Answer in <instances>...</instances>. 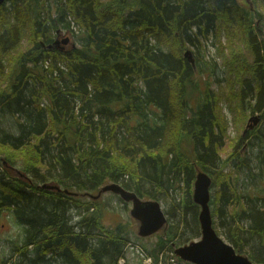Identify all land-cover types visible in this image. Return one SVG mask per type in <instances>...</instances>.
Segmentation results:
<instances>
[{
    "label": "trees",
    "instance_id": "obj_1",
    "mask_svg": "<svg viewBox=\"0 0 264 264\" xmlns=\"http://www.w3.org/2000/svg\"><path fill=\"white\" fill-rule=\"evenodd\" d=\"M46 1L0 4V75L8 65L11 71L8 83L0 85V124L8 115L17 127L13 134L0 125V208L11 209L25 226L16 252L24 264H55L58 258L61 264H117L123 257V234L95 239L82 226L80 234H74L75 223H68L73 213L63 203V197H74L63 189L78 193L111 180L140 198L155 200V186L167 178L164 187L167 191L174 183L170 190L176 198V178L181 175L185 209L192 205H187V192L198 170L213 175L211 214L230 218L227 239L244 254L238 221L245 223L246 232L259 240L249 258L264 263V138L250 142L244 156L234 148L229 171L224 170L229 159L219 165L207 159L220 156L226 120L219 102L228 101L230 110L245 109L244 99L251 96L258 106L251 112L260 110L264 120V37L255 33L261 26L249 25L254 20L250 4L264 7V0H217L218 5L208 6L214 11L196 0L174 6L172 0H64L54 13ZM221 21L228 29L215 51L225 47L228 52L222 58L224 78L214 92L202 86L205 81L198 72L217 63L208 59L198 68L195 57L192 65L181 53V43L211 29L220 35ZM62 29L79 44L62 51L49 47ZM240 139L238 135L236 142ZM182 141L189 143L192 156H185ZM251 161L256 170H245ZM16 165L19 175L10 171ZM239 171L246 176L241 182ZM44 183L61 190L42 188ZM39 195L54 200L48 208H39ZM197 224L195 216L193 230ZM164 234L157 245L171 249L176 233ZM152 255L156 261L157 254Z\"/></svg>",
    "mask_w": 264,
    "mask_h": 264
},
{
    "label": "rangeland",
    "instance_id": "obj_2",
    "mask_svg": "<svg viewBox=\"0 0 264 264\" xmlns=\"http://www.w3.org/2000/svg\"><path fill=\"white\" fill-rule=\"evenodd\" d=\"M56 1V3H55ZM58 1V4H57ZM64 0H52L53 4L50 0H47L46 3L48 5V11L50 9V12H55V5L59 7V5L62 4ZM102 2H105V0H100ZM171 2L174 5L180 4V1L182 0H172ZM185 1V0H184ZM197 3L203 5L207 9L215 10L211 6H216L219 4V1L217 0H196ZM260 2V0H258ZM9 3H6L8 5ZM54 5V7H53ZM137 9V8H135ZM249 10L252 13V16L254 17L253 22L249 21V25L255 27L256 25L261 26L262 31H256L255 33L257 37H264V7L260 5V3L256 4H250ZM130 13V11L126 12L127 14ZM193 13V11H192ZM203 16V15H202ZM204 20L205 17L203 16ZM70 21V26L73 27L75 23L71 20V18H67ZM204 24V22H203ZM61 28V27H60ZM75 28V32L78 33V30ZM217 29L221 30L220 35L216 34L214 31L209 30L206 35H199L198 37H194L193 42L184 40L181 44L183 45L181 53L184 52L186 49H190L193 53L194 58H198V65L196 61V66L200 68L203 65V61H206L208 59H214V61L217 63L216 66L212 69L210 66L205 69L203 72H198V77H203L205 83H203L202 86L208 87L211 91H219V78H224V67H222V58L227 54L228 49L224 47V51L217 53L215 51V43H218L219 40L223 39V34H225V30H227V26L225 25L224 21L219 22L217 25ZM233 33L236 34H242V30L238 29H230ZM211 31V32H210ZM60 38L61 41L64 37H69L71 40L66 46L68 47L72 42L77 46L79 44L78 40L76 38L70 37L71 34H69L65 29H62L60 31ZM54 39V38H53ZM59 41V42H60ZM23 43V41H22ZM174 41L171 39L170 45H173ZM26 46L27 44H24ZM243 53L245 54V57L248 61H251V56L246 48L243 47ZM17 55L14 54V57ZM46 66V65H45ZM32 67V66H31ZM9 74L8 77H3V73ZM18 74V70L14 73L13 77H16ZM11 71L9 68V65L2 70V73L0 75V85L5 86L8 81L10 80ZM226 91V95L230 97L229 89L226 87V85L223 86ZM238 90V87L235 86V91ZM264 103L261 104V108H263ZM244 107L245 109H242L240 107L234 108L233 110H230L229 103L226 100L219 102V109L220 114L226 120L224 123V131L222 134V141L221 144L218 147L219 150V159L215 158H207L212 159L211 162L219 163L223 160L229 159L230 162L228 165L224 167L225 171H229L232 169V158L235 155V152L233 149H237V151H241L242 155L244 156L247 146L250 142L254 144H258V140H261L260 138L263 137V131H264V120L260 118L261 111L258 110L257 112H251L253 108H257L256 100L253 97H247L244 99ZM243 113H245V118ZM258 115L259 116V122L257 125H255L252 129H248L244 133V129L246 127L248 118L252 115ZM5 128H7L9 132L16 134L17 133V127L14 122V118H10L8 115L1 120V124ZM258 127V132L254 133V130ZM241 136L242 139L236 142L237 136ZM236 142V143H235ZM235 143V144H234ZM180 147L185 153V156H192L194 154L190 148V145L187 141H182L180 143ZM200 150H202V146L200 147ZM254 153L256 151H253ZM5 168L8 169V166H6L5 161H2ZM20 167L19 165L15 166V170L11 171L14 175H19L16 170ZM251 168L253 171L256 170L255 167V161H251L246 166H244L245 170H249ZM207 169V168H206ZM4 171V167L0 164V172ZM209 174L211 179L213 178L207 170H204ZM240 172V171H239ZM16 173V174H15ZM239 182H241L244 177H246L242 172H240ZM179 178H176L178 181L176 187L177 194L176 198L172 197V191L170 190L172 184L169 189L166 191L165 185L169 183L167 178H162L163 184L157 183L156 188V200L159 201L161 208L163 209L166 217H167V224L166 226L159 230L158 232L147 236V237H140L138 236V221L135 220L129 213L131 203L123 201L118 195L113 194L111 192L102 193L98 198H93L92 195H95L97 193V189H99L98 186L96 189L93 190H85V191H79L78 193L75 191L73 192L74 198H66L63 197V203L67 204V210L68 212L71 210L73 213V216H71V219L68 221L69 224L75 223V233L74 234H80L79 227H84L83 229L88 231L90 236L92 238H99L101 235H109L111 237H115L119 234H123L126 241L123 246V257L119 258L117 261V264H193L189 262L182 261L179 259L176 255L173 253V249L177 246L184 245L189 243L192 240H198L200 238V229L199 224H197V229H194L193 226V217L196 216L199 211V207L192 201V189H193V179L190 180V187L188 188V196L189 202L184 209V205L180 202V194L182 193V190H180V187H184L185 183L182 179L181 175L178 176ZM111 180L106 181L105 183L110 182ZM103 183V185L105 184ZM212 183V182H211ZM241 183H238V186H240ZM102 185V184H101ZM148 187V186H147ZM152 188L153 186H150ZM75 190V188L73 189ZM190 191V192H189ZM215 188L210 185V198L212 199V194L214 193ZM37 194V193H35ZM69 194V193H68ZM38 195V194H37ZM147 196V195H146ZM55 198V197H54ZM215 198V196H213ZM53 199V198H50ZM50 199H48L44 195H39L37 201L40 203L37 205L39 207L43 206L48 208V204L50 202ZM143 199H147L143 197ZM54 200V199H53ZM57 200V198H55ZM214 200V199H213ZM94 203L97 205V207L94 206ZM215 207V200L214 205L210 207L211 210ZM40 208V207H39ZM95 210H97V213L95 215ZM69 214V213H68ZM222 217V218H221ZM221 217H218L216 215L212 216L214 220V226L216 231L218 232V235H220L223 240L230 243V241L226 237V233L229 231V226L231 225V220L227 215L222 214ZM69 219V217H68ZM170 220V221H169ZM238 221V220H237ZM244 222V220H243ZM233 224V223H232ZM238 224L242 226L241 234L245 238L243 240L242 245H244V255L247 257L251 256L252 252H255L256 247L258 246V235L255 233H247L244 228H246V224L238 221ZM245 226V227H243ZM86 227V228H85ZM81 228V227H80ZM25 226L21 225L15 215L13 214L11 209H6L5 207L0 208V264H24V262L21 260L20 256L16 253L17 248L21 246L23 241V236L25 235ZM165 232L169 234H175L173 235V241L174 244L172 248L170 249L168 246H164L160 248L157 244L159 241V237H166ZM100 238H103L100 236ZM93 242V240L91 239ZM29 249H32V247H29ZM260 250L264 251V247H261ZM157 254V259L155 261L154 256L152 253ZM31 254V252H30ZM47 257V256H45ZM260 257H262L260 255ZM55 264H61V258L56 259V261H52Z\"/></svg>",
    "mask_w": 264,
    "mask_h": 264
},
{
    "label": "water",
    "instance_id": "obj_3",
    "mask_svg": "<svg viewBox=\"0 0 264 264\" xmlns=\"http://www.w3.org/2000/svg\"><path fill=\"white\" fill-rule=\"evenodd\" d=\"M6 0H0L2 4ZM248 2V0H245ZM69 37H64L60 42L67 43ZM59 40H54L56 45ZM184 57L195 65V59L190 49L183 52ZM258 115H252L248 118L244 133L248 129H252L259 122ZM212 179L204 170H198L195 173L192 189V201L199 206L197 219L200 229V238L190 241L187 244L180 245L174 248V254L184 261H189L194 264H253L248 257L238 253L234 247L224 241L215 231L211 216L209 200H210V185ZM42 188H50L61 190L59 186L42 184ZM65 193L71 194L67 189H63ZM112 192L118 195L123 201L130 202V215L138 221V235L147 237L167 224V217L161 208L158 200L141 199L136 192L124 188L118 182H108L99 187V190L93 198H98L102 193Z\"/></svg>",
    "mask_w": 264,
    "mask_h": 264
},
{
    "label": "flooded vegetation",
    "instance_id": "obj_4",
    "mask_svg": "<svg viewBox=\"0 0 264 264\" xmlns=\"http://www.w3.org/2000/svg\"><path fill=\"white\" fill-rule=\"evenodd\" d=\"M60 36H61L60 32H57V36H55V38L52 40V43L48 44V46H49V47H55L56 49L61 50V51H62V50H66L65 46L71 41L70 39H69V41H68L67 43H65V44H62L61 42H59V43L56 44V45L53 44L54 40H56V39L59 40ZM59 41H60V40H59ZM71 46H72V47H75V44L72 42V43H71Z\"/></svg>",
    "mask_w": 264,
    "mask_h": 264
}]
</instances>
